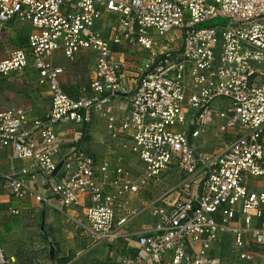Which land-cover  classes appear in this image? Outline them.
Masks as SVG:
<instances>
[{"label":"built area","instance_id":"2783aa9c","mask_svg":"<svg viewBox=\"0 0 264 264\" xmlns=\"http://www.w3.org/2000/svg\"><path fill=\"white\" fill-rule=\"evenodd\" d=\"M110 16L118 21L108 40L97 25ZM219 17L229 24L203 26ZM12 20L30 23L35 33L0 61V75L32 65L52 104L45 120L0 109V176L7 149L28 163L1 176L10 194L58 211L82 207L83 216L70 219L93 246L119 241L135 218L150 216L154 226L139 234L123 264H224L212 256L223 231L240 259L252 261L250 241L264 247V225H254L264 214V0H0V40ZM171 35L182 41L177 49L166 44ZM114 45L150 54L132 90L125 84L129 66L113 59ZM84 50L97 54L94 78L74 99L55 54L75 62ZM122 99L129 111L120 121L114 107ZM97 115L112 142L141 161V174L122 157L100 162L80 148L72 159H58V128L88 125ZM213 127L229 140L205 156L196 142ZM236 130L243 133L230 138ZM173 168L182 175L175 203L134 210L132 202ZM247 178L261 180L263 189L251 190ZM0 264H8L2 247Z\"/></svg>","mask_w":264,"mask_h":264},{"label":"crops","instance_id":"0c3cea01","mask_svg":"<svg viewBox=\"0 0 264 264\" xmlns=\"http://www.w3.org/2000/svg\"><path fill=\"white\" fill-rule=\"evenodd\" d=\"M117 21V17L110 16L99 22L97 28L103 33L104 38L108 40L113 38ZM13 27L18 30L17 35L14 32L10 46L5 45L3 52L0 50V61L6 59L10 51L26 48L30 37L35 33V29L28 22L16 21ZM174 39L175 42L171 43ZM169 40L166 41L169 48L177 49L182 44L180 38L175 35H171ZM113 53L114 60L127 62L129 69L125 73V84L129 90L134 89L137 83V70L141 63L150 57L149 52L137 46L114 45ZM96 61L97 54L91 50L82 51L77 60L71 62L73 64L61 54L55 56V64L64 68L62 84L70 97L79 99L83 96V90L90 88ZM40 80L38 71L32 65L23 73H14L7 77L0 75V109L24 111L31 120L47 119L52 104L51 92ZM222 104L223 102H219L217 106ZM114 108L120 121L127 118L129 109L123 99L116 103ZM217 132L218 130L213 127L206 136L197 140L199 151L205 156L219 151L227 142L223 140L225 135L216 136ZM242 133L243 131L236 130L230 136L234 138ZM208 136L216 139L218 150L211 152L212 146L206 140ZM56 144L60 150L58 156L60 161L72 159L76 149L80 148L100 162L107 157L112 159L122 157L126 166L136 176L144 169L138 157L112 142L106 120L98 115L88 125L60 126ZM27 164L25 161L14 159L11 149H7L2 161L1 176L12 171H20ZM1 176L0 247L8 258V264H123L124 259L137 250L139 234H145L156 222L146 214L140 215L125 229L126 237L114 243L93 246L83 231L70 219L83 216L82 207L58 211L38 203L34 197L16 199L10 194ZM181 178L180 171L173 168L134 200L132 208L142 211L143 207L151 202L173 205L178 199L175 189ZM247 184L254 191L263 189L261 180L247 178ZM14 211L18 214H14ZM242 219V215L238 214L235 221L242 225ZM254 225H264V214L262 219L254 221ZM247 239L250 240V237ZM233 242L231 234L221 232L219 242L213 245L212 256L221 258L224 264H258L264 261V247L250 241L249 247L245 249L252 259L248 261L240 259V252L234 248Z\"/></svg>","mask_w":264,"mask_h":264},{"label":"rangeland","instance_id":"374dc122","mask_svg":"<svg viewBox=\"0 0 264 264\" xmlns=\"http://www.w3.org/2000/svg\"><path fill=\"white\" fill-rule=\"evenodd\" d=\"M113 19V18H112ZM107 20V19H106ZM16 21H19V20H12V21H10L9 22V25H8V29L3 33V35H2V38H1V40H0V50L3 52L4 51V49H5V45H7V46H10V44L12 43V39H11V37H12V34H14V32H16L15 34L17 35V32H18V30H16L13 26H14V22H16ZM99 24V23H98ZM227 24H229V20L228 19H225V18H222V17H219V18H216V19H214V20H210V21H207L205 24H203V26H216V25H222V26H226ZM25 25V24H24ZM98 26V25H97ZM3 40H5L4 41V43H3ZM55 56H57V53L55 54ZM66 60L69 62V63H71V61L70 60H68L67 58H66ZM74 63V62H73ZM73 63H71V64H73ZM228 135H225L224 136V138H223V140L224 141H228L229 140V138L227 137ZM230 138H231V136H230ZM206 140H208V144L209 145H211L212 146V148H210L211 149V152L212 151H215V150H218V147H219V145L217 144V141H216V139H213L211 136H208V138L206 139ZM87 240H89L88 238H87ZM90 241V240H89ZM90 243H91V241H90Z\"/></svg>","mask_w":264,"mask_h":264},{"label":"water","instance_id":"95a60500","mask_svg":"<svg viewBox=\"0 0 264 264\" xmlns=\"http://www.w3.org/2000/svg\"><path fill=\"white\" fill-rule=\"evenodd\" d=\"M63 165H64V162H61V163L59 164L57 170H56L55 173H54V176H56V175L61 171Z\"/></svg>","mask_w":264,"mask_h":264}]
</instances>
